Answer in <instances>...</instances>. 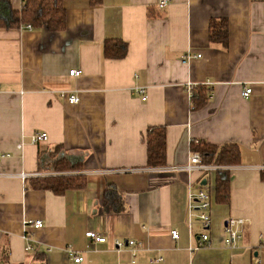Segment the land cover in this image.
Instances as JSON below:
<instances>
[{
    "label": "crops",
    "instance_id": "obj_1",
    "mask_svg": "<svg viewBox=\"0 0 264 264\" xmlns=\"http://www.w3.org/2000/svg\"><path fill=\"white\" fill-rule=\"evenodd\" d=\"M11 1L21 10L26 0ZM157 2L70 0L64 31L0 28V264H32L37 254L76 264L70 249L81 264H264V0H171L165 10ZM213 21L227 22V47L211 41ZM107 40L127 43V56L107 59ZM189 85L193 95L207 90L205 106L194 108ZM156 127L166 130V165L149 168L146 135ZM37 133L48 141L33 144ZM193 142L238 146L241 161L228 168L230 204L213 198L210 229L195 219L190 233L189 185L196 190L201 175L170 169L188 163ZM49 154L81 159L86 188L31 189L33 179L61 175L40 171ZM215 175L202 180L210 191ZM109 186L123 199L120 213L104 211ZM231 218L246 221L233 248L224 244ZM33 221L43 228H26ZM204 232L211 244L192 252Z\"/></svg>",
    "mask_w": 264,
    "mask_h": 264
},
{
    "label": "trees",
    "instance_id": "obj_2",
    "mask_svg": "<svg viewBox=\"0 0 264 264\" xmlns=\"http://www.w3.org/2000/svg\"><path fill=\"white\" fill-rule=\"evenodd\" d=\"M70 0H26L21 10L13 7L11 0H0V28L13 30L21 26L34 29H47L50 32H61L67 26V10L65 3ZM103 0H90L93 7L100 6ZM210 39L222 46L229 45V27L227 22L213 21L210 24ZM128 54V44L122 40H107L104 55L107 59L121 60ZM194 108H200L208 102V92L199 88L192 97ZM165 128L156 127L148 131L147 167L161 168L166 165L167 141ZM192 151L200 155L204 165L233 167L240 164L241 152L238 146H214L195 142ZM58 155V154H57ZM45 166L41 165V172L53 171L60 176L33 179L30 188L37 191H50L56 195H63L68 191L86 188L87 181L80 173L83 171L81 159L73 157H56L49 154ZM48 167V168H46ZM63 174V175H62ZM211 196L218 204L229 205L231 200V177L229 170L218 171L214 176ZM104 211L106 214H117L123 211V199L114 186H109L104 194ZM32 264H48L45 254H37Z\"/></svg>",
    "mask_w": 264,
    "mask_h": 264
},
{
    "label": "built area",
    "instance_id": "obj_3",
    "mask_svg": "<svg viewBox=\"0 0 264 264\" xmlns=\"http://www.w3.org/2000/svg\"><path fill=\"white\" fill-rule=\"evenodd\" d=\"M171 0H158L157 7L159 10H165L170 5ZM31 29V27H28ZM193 58H201V55L194 56L193 54H188L185 59L191 60ZM82 76V72L80 70H73L70 71V77L73 79H78ZM187 90L191 99L193 97L194 86L189 85L187 86ZM1 92V87H0ZM135 94L139 95L143 101H147L148 94L147 89L144 87H139L134 90ZM252 95V89L247 88L243 92V97L245 99H249ZM60 97L66 100L70 105H77L80 103L79 95L76 91H63L60 93ZM48 141V135L46 133H37L32 137V143L35 145H39L41 143ZM198 144V143H197ZM7 156L0 155V163L6 158ZM228 170L227 167L222 166H215V165H204L202 163V159L199 154L192 152L188 163L184 167H174L170 170L173 172L185 171L188 174L199 173L201 175V179L198 183V188L196 190L193 189V186L189 185V192H188V208H187V226L189 232H193L194 222L195 219L201 222L202 228L204 231L210 229L212 225V208H213V198L211 196L210 190L207 189L206 186H203L202 180L204 176L216 174L218 171ZM27 175L21 174V178L27 179ZM246 224L245 220L242 219H235L231 218L227 220L225 226V240L224 244L227 247L233 248L236 246L237 242L242 238L243 232L240 229ZM33 227L35 229L43 228L42 221H33L26 223V228ZM91 240L95 241L96 243H105L106 237L100 236L95 232H90L87 235ZM172 237L174 240L179 239V232L173 231ZM211 244L210 236L207 232H204L197 246L191 248L192 252L199 251L203 248L208 247ZM130 246L134 247L135 250L136 243L129 242ZM125 244L117 243L116 247L117 250L120 252L124 248ZM27 251H31V247L26 248ZM73 258V261L76 264H81L84 262V258L78 253H75L74 250L70 249L68 251ZM135 254V251H134ZM163 259L159 258L155 260V262L159 263L162 262Z\"/></svg>",
    "mask_w": 264,
    "mask_h": 264
},
{
    "label": "water",
    "instance_id": "obj_4",
    "mask_svg": "<svg viewBox=\"0 0 264 264\" xmlns=\"http://www.w3.org/2000/svg\"><path fill=\"white\" fill-rule=\"evenodd\" d=\"M206 183H207V182H206V181H204V182H203V186H206Z\"/></svg>",
    "mask_w": 264,
    "mask_h": 264
}]
</instances>
